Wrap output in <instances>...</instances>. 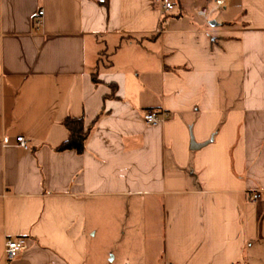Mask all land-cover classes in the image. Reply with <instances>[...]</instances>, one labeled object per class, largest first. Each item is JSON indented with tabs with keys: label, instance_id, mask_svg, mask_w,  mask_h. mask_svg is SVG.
Returning <instances> with one entry per match:
<instances>
[{
	"label": "crops",
	"instance_id": "1",
	"mask_svg": "<svg viewBox=\"0 0 264 264\" xmlns=\"http://www.w3.org/2000/svg\"><path fill=\"white\" fill-rule=\"evenodd\" d=\"M99 1L0 0V264H264V0Z\"/></svg>",
	"mask_w": 264,
	"mask_h": 264
},
{
	"label": "built area",
	"instance_id": "2",
	"mask_svg": "<svg viewBox=\"0 0 264 264\" xmlns=\"http://www.w3.org/2000/svg\"><path fill=\"white\" fill-rule=\"evenodd\" d=\"M161 7L163 12H169L173 9L174 5L173 2L170 0H160ZM224 3V0H215L216 7H221ZM199 14L203 15L204 17L207 16V12L205 10H198ZM43 14L42 9L37 12V18H35L34 25L36 28L40 27L41 25V16ZM169 117V112L164 110H153L149 109L144 111L143 113V120L147 125H157L167 119ZM16 144L21 147H26V140L22 135L16 136ZM259 197L258 192L251 193V199L255 200ZM25 238L20 237H12L7 238L4 243V257L7 262L12 261L15 259L21 251L25 248Z\"/></svg>",
	"mask_w": 264,
	"mask_h": 264
},
{
	"label": "trees",
	"instance_id": "3",
	"mask_svg": "<svg viewBox=\"0 0 264 264\" xmlns=\"http://www.w3.org/2000/svg\"><path fill=\"white\" fill-rule=\"evenodd\" d=\"M99 3L107 6L108 0H101ZM91 79L95 83L98 82L95 74H91ZM111 91H114V87L111 88ZM96 120L97 118L89 126H85L83 118L81 117L76 118L68 116L64 118L63 125L68 131V137L56 149L58 151L74 150L76 153L83 152L85 141L89 135L92 125Z\"/></svg>",
	"mask_w": 264,
	"mask_h": 264
},
{
	"label": "water",
	"instance_id": "4",
	"mask_svg": "<svg viewBox=\"0 0 264 264\" xmlns=\"http://www.w3.org/2000/svg\"><path fill=\"white\" fill-rule=\"evenodd\" d=\"M210 24H215L214 22H211Z\"/></svg>",
	"mask_w": 264,
	"mask_h": 264
}]
</instances>
